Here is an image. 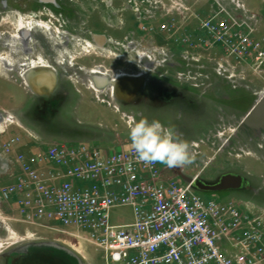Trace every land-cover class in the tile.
Segmentation results:
<instances>
[{"label":"rangeland","instance_id":"rangeland-1","mask_svg":"<svg viewBox=\"0 0 264 264\" xmlns=\"http://www.w3.org/2000/svg\"><path fill=\"white\" fill-rule=\"evenodd\" d=\"M238 1L244 6L237 7L231 0H225L224 6L229 14L225 21L228 28L219 39L200 28V20L207 17L214 5L211 0H183L182 5L186 9L181 10L171 6L170 0H164L166 8L170 10L167 15L171 14L176 18L179 30L171 36L156 32L152 34V40H148V35L141 34L129 38L130 32L138 27L137 17L130 8L125 10V6L129 4L124 0H111L110 5H106L104 0H55L56 5L39 0H0V12L2 2L7 3L6 11L0 13V56L10 60V64L22 61L19 55L25 57L19 52L17 57L16 53L12 52L13 49L1 46L2 38L16 33L18 18L24 23L35 20L48 25L47 29L32 30L28 40H31L29 47L32 46L34 51L32 56L28 57L35 61L42 59L48 63L49 67L55 70L58 86L59 83L65 86L71 95L56 120L61 124V130L39 133L28 129L32 136L21 130L23 143L36 142L40 145L51 142H83L106 150L124 148L130 145V126L120 118L119 112L112 108L113 104H118L109 96L111 87L93 90L87 71L97 67L106 72L108 78L117 73H144L143 78L165 77L179 87L195 92L197 96H204L205 99L199 113L188 112L183 117V124L188 128L186 140L190 144L191 161L176 167H168L160 162L162 177L188 183L189 179L195 176L209 180L227 172H237L250 181L251 188L233 193H211L213 197L233 200L243 210L264 208V119L260 125L255 126H248L242 121L244 113H247L248 108L264 93V65L259 69L251 65L244 66L242 73L245 79L236 80L234 88L232 83L215 71L217 63L225 62L226 59L230 64L236 63L238 52L233 49L234 52L230 50L232 54L229 55L228 47L236 46L239 40L235 34L239 33V30L247 33L251 27L252 31L247 35L250 46L264 48L262 43L251 41L258 30L261 36L264 34V0ZM120 21L123 25L119 24ZM97 35H103L107 39L102 48L94 47L93 39ZM125 37L140 40L144 48H148L150 42L155 46H163L168 50L169 56L171 55L169 59L172 62L167 63L165 67L150 68L146 64L141 66L130 50L115 45V42H123ZM85 43H91L93 46L89 47ZM255 55L251 50L245 56L252 62L255 61ZM21 68L14 67L6 71L5 75L4 68H0L3 74H0V109L12 112L11 110L16 109L19 102H24L25 96L30 93L19 78ZM187 70L191 71V75H196L197 81L193 82L200 83L204 76H207V79L203 78V85L195 86L176 78L177 71ZM232 70L238 74L241 69L235 66ZM198 74L201 76H197ZM252 91L253 96L250 95ZM242 96L249 99L243 108L236 110L230 100ZM226 100L230 101L233 108L222 106ZM119 110L133 116L131 125L141 118L158 120L167 128L176 125L173 115L138 116L125 108L119 107ZM3 168L0 161V186L10 180L9 172H4ZM201 194L208 196L207 193ZM3 210L9 214L13 212L9 208ZM131 218L130 207H115L109 211L112 224L127 223ZM31 240L57 241L77 251L86 264H106L102 252L92 246H78L66 236L19 224H12L11 232L0 230V252Z\"/></svg>","mask_w":264,"mask_h":264},{"label":"built area","instance_id":"built-area-1","mask_svg":"<svg viewBox=\"0 0 264 264\" xmlns=\"http://www.w3.org/2000/svg\"><path fill=\"white\" fill-rule=\"evenodd\" d=\"M231 1L244 6L241 1ZM124 2L137 17L138 27L129 38L141 34L152 40L156 32L171 36L179 30L176 18L167 15L170 10L164 0ZM170 2L178 10L186 9L183 0ZM224 2L211 0L214 5L200 20V28L219 39L228 28ZM104 3L110 5L111 0ZM249 31L236 32L239 41L228 47V51L237 50L236 63L226 59L215 67L232 87L236 80L245 79L244 66L259 69L264 61V50L250 46ZM115 45L130 50L141 66L165 67L172 62L166 48L151 42L144 48L140 40L126 37ZM251 50L256 54L252 62L245 56ZM235 66L241 69L238 74L232 70ZM176 78L198 86L207 76L200 83L193 82L196 75L187 70L177 71ZM112 108L131 126L132 115L121 112L116 104ZM21 130L32 136L12 113L0 109V161L10 175L0 186L1 231L11 232L12 224L49 230L78 246L101 251L106 264H264L263 207L243 210L233 200L202 196L190 182L164 179L159 161H138L129 145L113 150L83 142L33 145L23 143ZM122 206L130 207L131 221L112 224L109 211Z\"/></svg>","mask_w":264,"mask_h":264},{"label":"flooded vegetation","instance_id":"flooded-vegetation-1","mask_svg":"<svg viewBox=\"0 0 264 264\" xmlns=\"http://www.w3.org/2000/svg\"><path fill=\"white\" fill-rule=\"evenodd\" d=\"M39 1L43 2L41 0H39ZM44 2H48L50 4L56 5L55 0H50V1L48 0V1H44ZM6 4L7 3L2 2V5H1V9H2L1 12L2 13H4L6 11V8H7V7H5ZM106 5H108V4H106ZM128 8H129L128 6H125V10ZM35 15L37 16V14H35ZM119 24L123 25V22L120 21ZM259 32H260V30H258L257 33H255V36H254L252 41L256 42L257 44H259V42H260L264 45V34H262L263 36H261L259 34ZM99 37H102L101 44H98L99 40H97V38H99ZM105 38L106 37L103 35H97L96 37H94L93 43L94 44L96 43L99 46V48H102V46L105 44V41H107V39H105ZM125 38H124V41H125ZM29 39H30V36H29ZM96 40H97V42H96ZM29 41H31V40H29ZM124 46H126V45H124ZM114 48L117 50L119 49L117 47H114ZM28 49L29 50L27 51V53H25V57H21V55L17 54L18 52H16L15 56L18 57V55H19V57L22 58V61H17L16 63H11L10 69H12L14 67L15 68H21V66L24 67L23 63L28 62V60H27L29 58L28 56H30V55L32 56L31 53L34 51V48H32V46H31V48L28 47ZM260 50H264V48L260 49ZM19 53L23 54L24 52L19 51ZM17 57H15V60ZM23 59H24V61H23ZM130 63L132 64V61H130ZM262 65H264V62H262L257 67L260 68V67H262ZM25 68H24L25 70H23L21 68L22 72H21V75H19V78L21 79V81L23 78V71H24V75H25V73L28 72V70H30V68H27V67H25ZM127 74H129V73H127ZM143 74L144 73H141L142 77H143ZM208 86H210V85H208ZM119 87H121V86H119ZM27 90L30 93L28 92L29 94L27 96H25V101L19 102L18 103L19 105L18 104L16 105L17 108L14 110H11L12 112H10V113L13 114V116L16 118V120L23 127L24 126L28 127L27 130L29 129L31 131H36L39 133L40 132H42V133L49 132V130L50 131L61 130L62 126L56 120H58V117H59V114H60L62 108L66 106V103L69 99V96L71 97L70 91L65 86H62L60 83L58 86V81H56L54 88L50 92L47 91L43 95H36L28 87H27ZM45 90H47V89H45ZM119 90H121V88H118V91ZM253 94H254V92L252 91V93H250V95L253 96ZM240 95H243V94H240ZM203 97L204 96H202V95L197 96V94L195 92H191L189 90H186L181 86L179 87L177 84L173 83L170 80H167L165 77L147 76L144 78L143 84L135 91L134 95H131L127 98H123L122 100L117 99L115 97H112V99L114 102H116L119 105V107L121 109L125 108L127 110H130V112H132V114L134 113L138 116H143L146 114H148V115H151V114L152 115H158V114L173 115L174 116L173 120L176 122V125H175V127H170V128L173 129L182 139L186 140V138L188 137V135H187L188 134V131H187L188 128H187V126H184V124H183V117H184L185 113H188V112H192V114L193 113H199L201 110V107L204 106L203 105V101H204L203 99H205V98H203ZM207 99H209V98H207ZM248 99H249L248 97H246V99H245V96H242L239 98L232 99L230 101L234 104L235 109L239 110L240 108L244 107V104ZM230 101L226 100L225 101L226 103L224 102L225 105H222V106H226L229 109L233 108ZM253 105H251L248 108V110H250V108ZM171 109H172V111H171ZM245 114L246 113H244V115ZM177 122H179V123H177ZM227 173L240 174L237 172H227ZM221 175H219L217 177L215 176L213 179H209V180H205L203 178H199V176H195V177L189 179V182L191 184L195 180H199L201 182H206V183L214 182ZM245 180L248 182L247 187L242 185V187H240V188H236V189H232V190H226V191H219V192H215L214 194L233 193V192H237V191H241V190L242 191L243 190H249L251 188V183L247 178H245ZM192 188L195 189L193 186H192ZM195 190L198 191L197 189H195ZM207 194L212 195L211 193H207ZM20 244H22V243H20ZM20 244H17L15 246H13L12 248H7L4 251L0 252V264H11L12 258L16 256V254L14 252H12L11 250Z\"/></svg>","mask_w":264,"mask_h":264},{"label":"water","instance_id":"water-1","mask_svg":"<svg viewBox=\"0 0 264 264\" xmlns=\"http://www.w3.org/2000/svg\"><path fill=\"white\" fill-rule=\"evenodd\" d=\"M48 1V0H41ZM50 1V0H49ZM101 44L102 37L97 38ZM95 88L110 86L113 97L117 99L134 95L135 91L143 84L142 76H122L113 78L93 75L90 77ZM25 85L36 95L50 92L57 81L55 70L52 68H33L24 75ZM121 86V87H119ZM118 88L121 90L118 91ZM47 89V90H45ZM264 119V94L244 115L242 121L248 126L260 125ZM203 193H215L248 186L245 178L236 173H224L216 181L206 183L195 180L191 184ZM16 254L11 264H85L83 258L68 246L53 240H31L22 243L11 250Z\"/></svg>","mask_w":264,"mask_h":264},{"label":"clouds","instance_id":"clouds-1","mask_svg":"<svg viewBox=\"0 0 264 264\" xmlns=\"http://www.w3.org/2000/svg\"><path fill=\"white\" fill-rule=\"evenodd\" d=\"M130 148L138 161H159L168 167H176L191 161L190 144L173 129L158 120L141 118L129 128Z\"/></svg>","mask_w":264,"mask_h":264},{"label":"bare ground","instance_id":"bare-ground-1","mask_svg":"<svg viewBox=\"0 0 264 264\" xmlns=\"http://www.w3.org/2000/svg\"><path fill=\"white\" fill-rule=\"evenodd\" d=\"M48 27H49L48 25L43 24L40 21L32 20L31 22L24 23L21 19L18 18L16 33L2 38L1 41H3V44L1 46L4 47V48H9L10 50L13 49L12 50L13 53L14 52L16 53V52H19V51H23L24 52L23 54L25 55V53H27V51L29 50L28 49V47H29V40L28 39H29V36H31L32 30L34 31V30H36V28L47 29ZM96 42H97V40H96ZM85 44L88 45L89 47L93 46L91 43H85ZM95 45L98 46L95 43L94 47H95ZM66 52H68V51H66ZM27 60H28L27 63H23L24 67H27V68H30V69H33V68H49V64L45 63L42 59H39V61H35L33 59L31 60V59L28 58ZM60 64L62 65L63 63L60 62ZM10 66H11L10 60H5L3 57L0 56V68L1 67L4 68V70H5V73H3L4 75L6 74V71L11 70L9 68ZM21 67H23V66H21ZM22 69L25 70L26 68L25 69L22 68ZM87 73H88V78H89L88 81L91 84V88L95 89V90H96V88L93 85V82L91 81L90 77L93 76V75H98V76H101V77L107 76L106 72H103V71L99 70L97 67L91 68L90 70L87 71ZM0 74L3 75L1 73V70H0ZM126 74L127 73H117L113 77H111V79L113 78V80H115V79L120 78L122 76H128V75L132 76L130 74H127V75ZM139 75H134V76H139ZM22 83L25 84L24 71H23ZM263 94L264 93H262L260 95L259 99L261 98V96H263Z\"/></svg>","mask_w":264,"mask_h":264},{"label":"crops","instance_id":"crops-1","mask_svg":"<svg viewBox=\"0 0 264 264\" xmlns=\"http://www.w3.org/2000/svg\"><path fill=\"white\" fill-rule=\"evenodd\" d=\"M110 150V149H109Z\"/></svg>","mask_w":264,"mask_h":264}]
</instances>
